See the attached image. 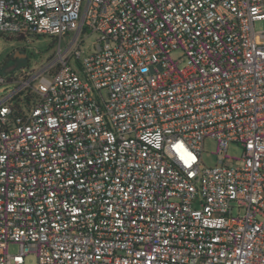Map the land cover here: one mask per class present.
<instances>
[{
	"label": "built area",
	"instance_id": "1",
	"mask_svg": "<svg viewBox=\"0 0 264 264\" xmlns=\"http://www.w3.org/2000/svg\"><path fill=\"white\" fill-rule=\"evenodd\" d=\"M259 21L264 0H0V34L58 42L0 78V264H264Z\"/></svg>",
	"mask_w": 264,
	"mask_h": 264
},
{
	"label": "rangeland",
	"instance_id": "2",
	"mask_svg": "<svg viewBox=\"0 0 264 264\" xmlns=\"http://www.w3.org/2000/svg\"><path fill=\"white\" fill-rule=\"evenodd\" d=\"M255 30L264 31V21L256 22ZM97 35L87 39L84 48L89 50L96 42ZM67 43L63 41V46ZM58 42L50 36H29L19 39L17 36L0 34V78L10 80L16 77L23 68H36L52 58L56 51ZM15 87L14 83L0 84V100L9 94ZM218 142L211 138H206L202 149V166L205 168L215 167L218 162ZM244 149L241 145L232 143L227 151V156L235 160L236 166L242 165ZM8 252L16 254L18 247L10 245ZM26 264H38L35 255L26 257Z\"/></svg>",
	"mask_w": 264,
	"mask_h": 264
},
{
	"label": "trees",
	"instance_id": "3",
	"mask_svg": "<svg viewBox=\"0 0 264 264\" xmlns=\"http://www.w3.org/2000/svg\"><path fill=\"white\" fill-rule=\"evenodd\" d=\"M2 35H4V34H2ZM9 36H10V35H9ZM19 39H25V38L19 37Z\"/></svg>",
	"mask_w": 264,
	"mask_h": 264
}]
</instances>
